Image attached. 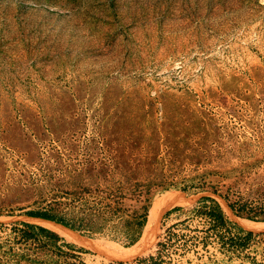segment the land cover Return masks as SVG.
I'll use <instances>...</instances> for the list:
<instances>
[{"label":"rangeland","instance_id":"374dc122","mask_svg":"<svg viewBox=\"0 0 264 264\" xmlns=\"http://www.w3.org/2000/svg\"><path fill=\"white\" fill-rule=\"evenodd\" d=\"M0 264H264V0H0Z\"/></svg>","mask_w":264,"mask_h":264},{"label":"trees","instance_id":"16d2710c","mask_svg":"<svg viewBox=\"0 0 264 264\" xmlns=\"http://www.w3.org/2000/svg\"><path fill=\"white\" fill-rule=\"evenodd\" d=\"M230 207L233 209V211H235V213L240 214L239 209H237L233 204H230ZM174 210H183L182 207H176ZM193 210H195L196 212H200V213H204L205 216L208 217L209 221L213 222L214 225L223 227L226 226L230 221L227 220L225 213L221 207V205L215 201V199H204V200H200L198 201V204L195 205L193 207ZM26 214L33 216V217H39V218H43L46 220H50V221H54L56 223L62 224L72 230H80L81 227L79 225L76 224H72L69 221H67L64 217L62 216H56L53 214H50L48 212H40V211H28ZM147 223V215L144 217L143 221H141L139 227H138V231L136 234H134L131 238V242L129 243V245H134L135 243H137L143 233V229L144 226ZM24 227H23V235L27 236V237H47L50 239H55V240H64V238L59 235V233H57L56 231H53L49 228H46L44 226L41 225H36L33 223H24ZM245 235L244 237H242L240 240L245 241H249L250 238L252 237V232L250 231H245L243 228H239L238 227V237L233 235L234 239H232V243L234 242V240H238L239 236L241 235ZM153 260V259H152Z\"/></svg>","mask_w":264,"mask_h":264},{"label":"crops","instance_id":"0c3cea01","mask_svg":"<svg viewBox=\"0 0 264 264\" xmlns=\"http://www.w3.org/2000/svg\"><path fill=\"white\" fill-rule=\"evenodd\" d=\"M32 219L34 220H39V222H47V223H51V224H54V225H58V224H55L54 222L50 221V220H46V219H43V218H39V217H31ZM28 221V220H26Z\"/></svg>","mask_w":264,"mask_h":264},{"label":"water","instance_id":"95a60500","mask_svg":"<svg viewBox=\"0 0 264 264\" xmlns=\"http://www.w3.org/2000/svg\"><path fill=\"white\" fill-rule=\"evenodd\" d=\"M54 222V221H53ZM56 223V222H55ZM59 224V223H58ZM62 225V224H61ZM64 226V225H63ZM66 227V226H65ZM68 228V227H67ZM70 229V228H69Z\"/></svg>","mask_w":264,"mask_h":264}]
</instances>
